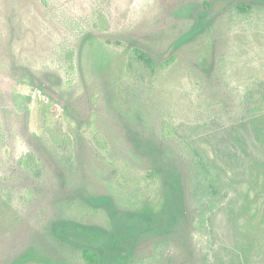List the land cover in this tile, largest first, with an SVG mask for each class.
Segmentation results:
<instances>
[{"label": "rangeland", "instance_id": "obj_1", "mask_svg": "<svg viewBox=\"0 0 264 264\" xmlns=\"http://www.w3.org/2000/svg\"><path fill=\"white\" fill-rule=\"evenodd\" d=\"M86 247L264 264V0H0V264Z\"/></svg>", "mask_w": 264, "mask_h": 264}, {"label": "trees", "instance_id": "obj_2", "mask_svg": "<svg viewBox=\"0 0 264 264\" xmlns=\"http://www.w3.org/2000/svg\"><path fill=\"white\" fill-rule=\"evenodd\" d=\"M241 7L245 8V5L242 4ZM134 54H135L134 55L135 60L137 62L141 63L146 70L151 71L154 69L155 60L150 54L146 53L141 48H135ZM55 125L56 126L54 127L53 131H49L50 132V138H51L52 142L55 145H60V146H64V147L68 146L71 141H70V136H69L68 132H66L64 130V128H65L64 125L62 124L61 121H58ZM258 138L260 139L259 134H258ZM210 165H212L211 162H208L205 159L200 160L199 167H201V169L208 170V167ZM255 165H253V167H251V169L254 168ZM83 259L88 264H100V262H101L100 254L96 250H93L90 247H86L83 249Z\"/></svg>", "mask_w": 264, "mask_h": 264}]
</instances>
